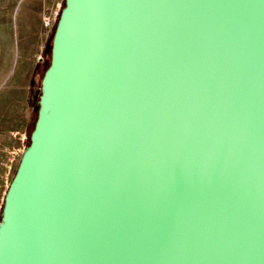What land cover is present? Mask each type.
Instances as JSON below:
<instances>
[{
	"label": "water",
	"instance_id": "1",
	"mask_svg": "<svg viewBox=\"0 0 264 264\" xmlns=\"http://www.w3.org/2000/svg\"><path fill=\"white\" fill-rule=\"evenodd\" d=\"M0 264H264V0H66Z\"/></svg>",
	"mask_w": 264,
	"mask_h": 264
},
{
	"label": "rangeland",
	"instance_id": "2",
	"mask_svg": "<svg viewBox=\"0 0 264 264\" xmlns=\"http://www.w3.org/2000/svg\"><path fill=\"white\" fill-rule=\"evenodd\" d=\"M65 0H0V222L39 118Z\"/></svg>",
	"mask_w": 264,
	"mask_h": 264
},
{
	"label": "trees",
	"instance_id": "3",
	"mask_svg": "<svg viewBox=\"0 0 264 264\" xmlns=\"http://www.w3.org/2000/svg\"><path fill=\"white\" fill-rule=\"evenodd\" d=\"M66 6H67V4H66V0H65L64 8H65ZM54 34H55V33H54ZM51 66H52V55H51L50 67H51ZM50 67H49V68H50ZM31 144H32V140H31L30 146H31ZM30 146H29V147H30Z\"/></svg>",
	"mask_w": 264,
	"mask_h": 264
}]
</instances>
